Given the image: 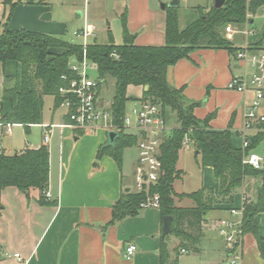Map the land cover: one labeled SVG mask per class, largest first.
Segmentation results:
<instances>
[{"label": "crops", "instance_id": "obj_1", "mask_svg": "<svg viewBox=\"0 0 264 264\" xmlns=\"http://www.w3.org/2000/svg\"><path fill=\"white\" fill-rule=\"evenodd\" d=\"M15 1L17 2L13 10L7 16L8 6L0 0V30L1 25L7 22L15 30L60 37L68 34L71 42L82 44V37L74 33L85 25H92L94 35L87 43L92 40L106 43L111 34L113 42L119 45L123 41L122 20L125 18L126 28L134 36L135 44L161 46L165 43L164 8L171 0H84L83 7L75 9L79 20L71 32L67 31L71 6L67 0ZM213 1L206 0L205 4L190 5L195 9L192 16H198V7L209 9L213 6ZM183 2L186 4L187 0ZM179 3L180 0L177 2L178 6ZM73 6L75 7L74 4ZM259 9H262L264 15V5L258 7ZM251 16H248L250 20L248 19L247 25L244 23L239 26L242 29L231 34L232 44L236 48L248 44L255 50L264 51V22L260 31L252 32L250 36L247 34V40L239 41L236 38L238 32H243L244 25L251 32L248 27L253 23ZM189 23L181 26L178 16L180 29ZM234 54L235 51L231 53L227 49H194L187 58H182L168 67L167 80L173 87L182 89L186 104L196 103L193 109L196 118L203 119L214 114L208 123L211 129H225L231 120L232 143L235 147H241L242 138L237 130L241 125L243 102L250 100L252 95H243L226 88L227 82L241 71ZM10 63L13 64L9 66ZM12 65L18 66L14 61L0 63V102L4 85H15L19 78V72L12 73ZM106 78L97 89L96 105L99 109L100 88ZM136 88L138 94H133L132 91ZM142 92L141 86L129 85L126 96L135 102L141 98ZM14 99L13 97L12 101H4L7 102L6 106L4 102L0 103V112H8ZM260 107V113L264 114V102ZM171 123L170 117V122L166 121L168 132L177 125ZM42 124L62 123L43 121ZM15 125L20 124H11L8 133L6 124L0 122V149L3 152L5 146L2 137L10 136ZM31 126L42 131L41 124ZM56 127L53 128L52 137ZM60 129L57 144L52 143L56 151L55 158L52 155L53 150H50L52 137L47 145L49 179L46 191L50 193V197L46 200L55 203L40 204L37 190L30 191L29 199L14 187H7L1 192L0 264H159L160 241L163 239L159 209H141L135 216L124 217L115 223L110 222L113 203L123 192L133 191L137 156L132 160L130 173H126L123 151L119 166L108 154L97 161L95 159L97 149L107 141L106 134L109 130L94 129V133L89 134L68 127ZM41 144L42 133L39 143L28 144L22 149L36 148ZM253 152L262 156L264 166V147H255ZM179 154L177 169L181 174L174 180L173 190L176 194L190 193L176 189L177 182L183 181L186 175V171L179 165ZM201 169L200 188H210L213 195L218 196L219 179L215 177L211 167L205 166ZM258 185L259 179L244 178L242 186L234 192L230 201H214L212 208L204 213L199 229L185 222L182 227L193 237L192 241L176 255L174 247L179 242L176 237L173 250L168 248L167 264H228L223 241L215 229V224L219 219L232 218L230 208H240L244 197L254 199ZM175 204L179 207H192L195 203L191 198L177 196ZM255 221L258 233L264 238V212L257 213ZM129 244H135L136 251L127 258L126 247ZM182 249L186 252H181ZM242 250V264H264V250H260L251 233H244ZM15 254H19V257Z\"/></svg>", "mask_w": 264, "mask_h": 264}, {"label": "trees", "instance_id": "obj_2", "mask_svg": "<svg viewBox=\"0 0 264 264\" xmlns=\"http://www.w3.org/2000/svg\"><path fill=\"white\" fill-rule=\"evenodd\" d=\"M16 2L3 0L4 5L8 6L7 16ZM262 5L264 0H224V4L219 8L198 7V16L182 29L178 26V5L165 6V43L161 46L135 44L134 36L126 28L125 18L122 20L123 41L119 45L113 42L111 34L106 43L92 41L83 46L60 36L15 30L4 22L0 30V63L14 61L19 67V78L14 86L3 87L0 103L12 101L13 97L15 99L8 112H0V122L4 125L20 124L25 128L42 124L45 96L53 98V109L65 106L67 100L74 103L65 106L63 122H68L70 114L76 110V98L71 92L61 90H67L70 80L76 76L70 70V63L81 60L85 51L86 58L95 65L100 83L108 76L114 79V93L109 112L113 131L117 132L118 136L113 144L106 141L99 146L96 161L108 154L119 166L123 149L137 144L138 136L126 133L123 128L128 101L126 89L129 85L143 88L140 99L159 103L165 121L169 119L170 113L176 116L178 125L164 136L160 144L162 174L158 182L151 187V192H157L160 196L161 217H173L170 234L179 239L174 247L175 254L177 255L182 247L189 245L193 238L182 227L183 224L186 222L189 226L199 229L204 220V213L212 208L214 201H230L246 177L259 179V185L254 199L244 197L242 229L244 233L254 236L258 247L263 251L264 238L258 233L255 216L264 212V166L254 168L242 160L263 140L264 131L252 134L246 148L235 147L232 143L231 120L225 129H211L208 123L214 114L203 119L196 118L193 114L196 103L186 104L182 89L173 87L167 80L168 67L182 58H187L194 49L213 48L236 52L238 48L230 45L223 36L222 29L229 23L242 26L246 18L253 15ZM248 19L250 20V17ZM113 52L117 57L112 55ZM261 126L264 128V123ZM185 136L192 140L194 156L199 167H211L215 177L219 179L218 196L213 195L212 189L204 187L190 193L174 192L173 182L181 174L177 169V160ZM48 179L47 145L25 148L12 154L0 152V195L5 188L14 187L29 199L30 191L37 190L40 204L55 203L48 202L44 195ZM177 196L191 198L194 206H177ZM143 199L144 195L140 192H123L112 205L110 222L115 223L124 217L137 215L142 209L140 203ZM167 236L160 241L159 264L168 262Z\"/></svg>", "mask_w": 264, "mask_h": 264}, {"label": "built area", "instance_id": "obj_3", "mask_svg": "<svg viewBox=\"0 0 264 264\" xmlns=\"http://www.w3.org/2000/svg\"><path fill=\"white\" fill-rule=\"evenodd\" d=\"M225 30L229 36L235 32L231 25H227ZM243 32L248 33L249 30L245 28ZM74 34L82 37V45L85 46L87 40L94 35V27L85 25ZM112 55L117 57L115 52ZM234 59L240 64L241 71L227 82L226 88L243 95H252L250 100L243 102L241 125L237 130L242 138L241 148L244 149L248 146L252 134L264 131L261 126L264 123V114L257 112L261 101L264 99V51L255 50L250 45L245 44L237 49ZM69 67L76 76L70 80L69 88L61 91L71 92L75 96L76 110L70 114L69 121L66 123L59 125L41 124L42 142L45 145L50 143L53 128L56 126L79 129L85 132L97 128L114 130L110 112L102 111L96 105L97 89L100 82L98 78H91L87 73V69L94 68L95 65L86 58L85 51L82 59L72 61ZM71 104L74 103L68 100L65 101L66 107ZM100 120H103V122L100 123ZM10 125L6 124L8 133L10 132ZM123 128L126 133L138 136L134 191L144 195L140 207L142 209H159L160 196L157 192L152 193L151 187L158 182L162 174L160 144L168 130L161 105L150 99L136 100L124 114ZM190 143H192L191 138L185 136L182 142L183 146ZM242 161L254 168H260L263 158L251 151L243 157ZM44 195L46 199H49L50 193L48 191H45ZM229 213L232 218L219 219L215 224V229L223 241L228 264H242L243 207L230 208ZM135 251L136 245L129 244L126 247V257L130 258ZM181 252L186 251L182 249ZM15 256L19 257V254H15Z\"/></svg>", "mask_w": 264, "mask_h": 264}, {"label": "rangeland", "instance_id": "obj_4", "mask_svg": "<svg viewBox=\"0 0 264 264\" xmlns=\"http://www.w3.org/2000/svg\"><path fill=\"white\" fill-rule=\"evenodd\" d=\"M49 1L59 2L61 0H49ZM67 1L70 2L69 4L71 5L70 9H69L70 10V13H69L70 23L68 25L67 31L71 32L76 28V25H77L78 20H79V18H77L76 14H75V9L82 8L84 0H67ZM210 1L211 0H209V2ZM64 2H66V0ZM205 2H206V0H187V2L185 4L183 2V0H180L179 6L177 7V13H178V16L180 18V25L181 26L186 25L194 17H197V16H192L193 12H195V9L192 8L190 5H192L193 3H197V4H203L204 3L205 4ZM73 4L75 5L76 8L73 6ZM262 13H263L262 9H259V10L257 9V11L251 16L253 23L248 25L251 32L250 31L248 33L238 32L239 34L236 35V38L239 39V41H242L243 39L247 40V38H248L247 34H249L248 36H250L252 34V32L257 33L258 31H260V29H261L260 27L262 26V24L264 22V15H262ZM248 18L249 17H247L245 22H244L245 25H247V23H248ZM184 21H187V22H184ZM112 23H114V22H112ZM227 25H231L235 31L237 29H242V27L239 28V26H235L231 23H229ZM245 25L243 26V29L247 28V27H245ZM225 27L222 29V34L226 38V40L230 42V45L233 46L232 36H229L226 33ZM63 38L65 40L71 41L70 35H68V34L66 36H63ZM240 39H242V40H240ZM237 48H239V47H237ZM11 64H13V63H10L9 66H11ZM11 71H12V73L16 72V74H18L19 67L12 65ZM249 71L251 72V69ZM87 73L91 78H96L95 68H88ZM8 86L12 87L14 85L8 84ZM113 93H114V79L112 77L108 76L106 78L105 82L102 83L101 88H100V93H99V102H101L100 108L102 111H109V107H110V104L112 101ZM132 93L138 94V89L137 88L133 89ZM263 102H264V99L261 101V105ZM132 104H133V100L128 99V101L126 102L127 109ZM6 105H7V102L5 103V106ZM260 108L261 107L258 108L257 112H260ZM65 113H66V109L63 106H59L56 109H53V98L51 96H45L44 97L43 121L48 122V123L49 122L63 123V116L65 115ZM170 117L172 119V123L177 124L176 116L174 114L169 116V119H168L169 122H170ZM101 122H103V120H100V123ZM60 130H61L60 128L56 127L54 130V135L52 137L50 150H53L52 151L53 158H55V154H56L55 152L56 151L54 150V146H52L53 145L52 143L57 144V142L60 138V135H58V132ZM98 130H99V128L95 129V131H98ZM88 133L89 134L94 133V130L89 131ZM166 133H168V130ZM233 137H235V136L233 135ZM68 138L73 140V138L70 136ZM40 140H41V132H40V129L36 126H31L30 128L26 129L22 125H15L12 127V134L10 136L4 135L2 137V141H3V144L5 146V153H7V154L14 153V151H19L23 147H27L28 144H37L40 142ZM263 140H264V138H263ZM261 142L258 144L257 147H260L261 145L264 147V141H263V143H261ZM26 143H27V145H26ZM194 150L195 149H194L193 143H190L187 146H183V149L181 150V152L179 154L180 155L179 156V165L184 169V171H186V175L183 178V181L177 182L176 189L178 191L192 192V191H196L201 186V182H202L201 170L202 169L197 164L196 158L194 156ZM256 151H258V150H256ZM136 156H137V150H136L135 145L128 146V147H125L123 149V159L126 162L124 169H125L126 173H128V172L130 173L132 160ZM130 183L132 186V181ZM132 189L134 190V178H133ZM205 194H207V192H205ZM176 240L177 239H176L175 235H173V234H169L167 236L166 242H167V246H168L169 250H173L172 246L174 245V242H176Z\"/></svg>", "mask_w": 264, "mask_h": 264}, {"label": "water", "instance_id": "obj_5", "mask_svg": "<svg viewBox=\"0 0 264 264\" xmlns=\"http://www.w3.org/2000/svg\"><path fill=\"white\" fill-rule=\"evenodd\" d=\"M178 0H171L168 3L169 7H174L177 5ZM224 4V0H214L213 1V7L219 8ZM118 136L117 132L110 130L107 132L106 137L107 141L110 144L114 143L115 138ZM173 217L171 215H165L162 217V232H161V238H164L171 232V223H172Z\"/></svg>", "mask_w": 264, "mask_h": 264}]
</instances>
